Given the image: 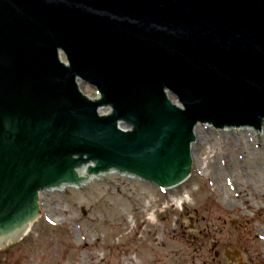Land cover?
Returning <instances> with one entry per match:
<instances>
[{
  "label": "water",
  "instance_id": "95a60500",
  "mask_svg": "<svg viewBox=\"0 0 264 264\" xmlns=\"http://www.w3.org/2000/svg\"><path fill=\"white\" fill-rule=\"evenodd\" d=\"M198 124L264 130V0H0V240L90 171L184 182Z\"/></svg>",
  "mask_w": 264,
  "mask_h": 264
},
{
  "label": "rangeland",
  "instance_id": "374dc122",
  "mask_svg": "<svg viewBox=\"0 0 264 264\" xmlns=\"http://www.w3.org/2000/svg\"><path fill=\"white\" fill-rule=\"evenodd\" d=\"M195 133L184 184L162 191L114 174L45 191L0 264H264V130Z\"/></svg>",
  "mask_w": 264,
  "mask_h": 264
},
{
  "label": "bare ground",
  "instance_id": "6f19581e",
  "mask_svg": "<svg viewBox=\"0 0 264 264\" xmlns=\"http://www.w3.org/2000/svg\"><path fill=\"white\" fill-rule=\"evenodd\" d=\"M106 173L108 174H120L122 175L121 173H119L118 171L116 170H109V171H106V172H100V173H95L94 174V179H92V171L88 172L85 174V179H79V185H83V184H88L90 182H93L97 179H100L101 177H104L106 175ZM124 177H127V178H133L134 176L130 175V174H127V175H122ZM180 183H177L175 188H177V186H179ZM69 187H76V185H71V184H61L60 186L56 187V188H50L48 191L49 192H55V191H65L67 188ZM32 225L30 224V226H28L27 228H25L22 233L19 234V232L21 230H18L17 231V236L16 237H12V238H8V239H3V240H0V248L2 246H6L8 244H11V242H14L16 241L17 239H20L21 237H25L27 236L30 231H31V228Z\"/></svg>",
  "mask_w": 264,
  "mask_h": 264
},
{
  "label": "flooded vegetation",
  "instance_id": "af4514ba",
  "mask_svg": "<svg viewBox=\"0 0 264 264\" xmlns=\"http://www.w3.org/2000/svg\"><path fill=\"white\" fill-rule=\"evenodd\" d=\"M243 263V262H242ZM236 264H241L240 262L239 263H236ZM244 264H246V263H244Z\"/></svg>",
  "mask_w": 264,
  "mask_h": 264
}]
</instances>
